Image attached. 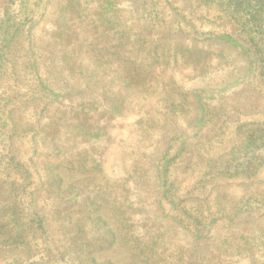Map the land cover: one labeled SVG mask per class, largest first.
<instances>
[{"label": "rangeland", "instance_id": "obj_1", "mask_svg": "<svg viewBox=\"0 0 264 264\" xmlns=\"http://www.w3.org/2000/svg\"><path fill=\"white\" fill-rule=\"evenodd\" d=\"M5 1L0 0V14ZM101 7L93 0H28L24 8L32 13L31 21L0 65V217L15 214L25 237L19 246L0 241V264H70L69 256L60 257L59 247H69L59 244L62 229L71 232V241L63 245L72 246L73 238L93 241V219L99 215L119 239L95 257L134 263L123 241V215L135 164L146 178L131 191L132 198H139L140 217L167 243L194 251L204 258L202 264H264V167L254 176H231L208 166L211 159L246 144L241 124L264 122V85L244 49L220 38L218 32L227 26L223 13L203 0H117L116 11L107 13L114 25L101 31L99 49L84 58L91 66L93 54L103 55L91 70H123L128 54L147 55L148 50L133 47L136 43L176 58L183 52L201 53L203 60L214 56L196 70L172 63L167 74L173 80L154 84L139 98L129 97L122 108V97L103 101L87 79L71 73L58 37L101 20ZM226 30L237 38L233 27ZM170 98H175L177 113H165ZM90 102L96 108L114 106L112 112L104 114L101 108L97 114L103 131L86 133L78 121H60L74 104ZM204 102L214 110L208 118ZM154 104L159 112L148 118V129L138 121ZM58 119L57 130L48 136L49 123ZM59 177L65 191L52 200L47 190ZM60 204L74 208L58 215ZM69 215L72 224L61 229L62 218ZM37 218L45 220L39 230L34 228ZM7 231L0 228L2 240L8 239Z\"/></svg>", "mask_w": 264, "mask_h": 264}, {"label": "trees", "instance_id": "obj_2", "mask_svg": "<svg viewBox=\"0 0 264 264\" xmlns=\"http://www.w3.org/2000/svg\"><path fill=\"white\" fill-rule=\"evenodd\" d=\"M94 3H100L101 11L103 13L102 19L97 21H90L87 28L82 26L76 27L75 30L71 28L67 34H58L60 45L63 46L64 59L71 66V73L79 74L81 77L88 80V86L95 88L97 93L103 96V101L112 98L122 97V108L128 105L129 97H140V92H148L154 84L160 83L165 80H173L174 76L167 74L171 64L175 67H190L194 70L199 69L202 63L207 64L212 61L213 55L208 54L206 58H201V53L194 52L186 55L183 52L180 58L171 57V52H161L158 48H151L146 43H136L133 47L142 48L144 51L148 50L147 55L138 56L135 53L128 54L125 58V67L123 70L111 73L107 68L99 70L94 68V71L89 67L96 66L95 62L103 58V55L98 52L93 54L91 60L92 65H85L84 58L88 56L93 49L98 50L101 44L100 33L104 29L114 25V22L107 18L108 12L116 11L117 0H93ZM204 4L211 9H217L219 13H223L221 18L227 23L220 32H218L221 39L241 46L245 53L249 56L252 66L254 67L261 83L264 85V0H203ZM28 0H7L2 5V13L0 14V65L4 62V56L11 49L19 34L26 28L27 22L31 21L32 13L25 7ZM76 1L73 2V4ZM28 5V4H27ZM1 7V5H0ZM25 9L23 14L21 10ZM233 27L236 31L237 38L234 35L227 33L226 28ZM81 34V36H80ZM100 34V35H99ZM102 48L104 46H101ZM131 47V48H133ZM145 47H147L145 49ZM101 48V49H102ZM203 54V53H202ZM98 71V73H97ZM95 74V75H94ZM114 75V77H112ZM119 79V81H118ZM102 80L101 83H92L91 81ZM130 91L131 93H125ZM92 103V104H91ZM203 113L205 117H209V113H214L209 103H203ZM96 103H80L74 104L69 109L63 112V117L60 121L63 123L74 125L78 121V126L86 133L90 131H103L104 128L98 125L100 117H97L100 109L101 112L107 114L113 111L111 105L101 104L100 107H95ZM111 106V107H110ZM165 113L176 112L177 106L175 105V98L168 99L165 102ZM158 108L156 104L148 106L147 112L140 116L139 124L145 122L148 129H152V123L148 121L151 114L155 117ZM92 114H95L93 116ZM59 119L53 120L49 123L48 136L52 135L57 130V123ZM138 125V123H136ZM239 131L244 133L245 145L239 150L232 153V151L222 153L218 157L211 159V164L208 166L212 171L219 172V175L228 174L231 176H254L260 168L264 167V122L247 121L240 125ZM100 136V134H97ZM13 160V158H12ZM14 161V160H13ZM98 163V162H97ZM132 170H129V178L136 176L135 181L130 184L125 193V200L129 204L128 212L123 215V221L126 226L125 234L123 236L124 243L129 249L134 263L132 264H202L204 258L194 251H190L181 246L170 245L172 242L167 243L160 232L152 230V225L145 219V216L140 217V210L143 207L139 198L133 200L132 192L139 186L140 181L146 178L139 172L138 164H135ZM98 167V166H97ZM72 168V167H71ZM162 168V167H161ZM169 168L166 166L164 176L166 181H170L168 174ZM214 177V176H213ZM64 180L59 177L55 183H50L47 194L52 197V200H57L55 195L59 192L65 191L63 187ZM75 182L72 186L76 185ZM75 188L71 187V191ZM132 191V192H131ZM137 197V196H136ZM117 201H119L117 199ZM23 203L18 201V208H23ZM114 205V204H112ZM73 206L60 204L56 209V213L60 215L62 212L73 210ZM101 208L92 212L96 214ZM61 212V213H60ZM35 215V212L34 214ZM70 218H62L63 224H60L61 229L68 223L72 224V215ZM6 219L0 217V228L7 229L8 239L0 241H12V245L19 246L25 242V237L22 234V228L16 218ZM37 217V216H36ZM9 220H12L9 222ZM56 222L58 218L55 219ZM94 222L97 223L95 234L96 237L93 241L86 240L80 241L78 238H73V243L70 245H63L65 242L69 243L70 231L63 232L65 235L64 240H61L60 245L69 247H59L60 257L69 256L70 264H115L111 260L98 261L95 257L96 253L103 252L112 248L119 239L116 230L111 227L104 219L103 215L98 217L94 216ZM38 227L34 226L36 230L43 227L44 219L37 218ZM59 226V225H58ZM45 230V229H44ZM15 239V240H14ZM2 248V247H1ZM0 248V249H1ZM12 257L13 254H5ZM2 255H0V258ZM68 258V257H67ZM22 264V263H16ZM30 264H40L38 262H31Z\"/></svg>", "mask_w": 264, "mask_h": 264}]
</instances>
